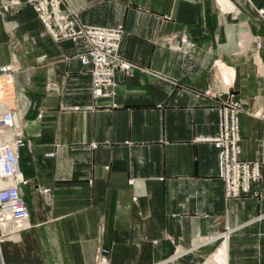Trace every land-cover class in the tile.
Returning a JSON list of instances; mask_svg holds the SVG:
<instances>
[{"label": "crops", "instance_id": "crops-1", "mask_svg": "<svg viewBox=\"0 0 264 264\" xmlns=\"http://www.w3.org/2000/svg\"><path fill=\"white\" fill-rule=\"evenodd\" d=\"M10 1L0 67H13L29 225L0 229V264H94L100 246L111 264H169L218 241L226 264H264V0H68L83 23L125 28L138 68L117 72L114 99L95 98L83 39L55 41L28 0ZM182 35L185 51L168 42ZM206 89L242 101L240 157L262 168L250 195L226 197L217 147L196 140L219 129Z\"/></svg>", "mask_w": 264, "mask_h": 264}, {"label": "built area", "instance_id": "built-area-1", "mask_svg": "<svg viewBox=\"0 0 264 264\" xmlns=\"http://www.w3.org/2000/svg\"><path fill=\"white\" fill-rule=\"evenodd\" d=\"M37 12L40 20L55 41L84 39L87 49L79 55L84 65L90 66L92 89L95 98H112L117 94L119 82L116 74L121 71L130 74L138 68L132 61L120 53V46L125 32L122 24L114 27L90 25L83 23L77 11L71 8L66 0H28ZM19 3L11 1L4 7ZM1 9V8H0ZM262 11V10H261ZM263 13V11H262ZM178 50H187V35L171 36ZM258 48L262 42L257 36L254 39ZM13 70L12 65L0 67V93L2 82ZM226 85L231 78L223 75ZM55 86L50 83L49 87ZM198 97L215 101L219 111V129L211 137H198L197 141H209L218 149L219 177L224 183L228 199L251 194L252 184L262 178L261 164L257 161L242 160L241 116L244 112L242 101L236 94L206 89ZM112 102L111 106H116ZM77 108V107H75ZM264 117V113L260 115ZM22 129L17 126L14 109L9 103L0 101V229L8 237L20 235L28 227L29 210L26 200L20 192V186L28 183L19 164V148L24 144ZM229 230V229H228ZM111 249L100 246L94 264H111Z\"/></svg>", "mask_w": 264, "mask_h": 264}, {"label": "rangeland", "instance_id": "rangeland-1", "mask_svg": "<svg viewBox=\"0 0 264 264\" xmlns=\"http://www.w3.org/2000/svg\"><path fill=\"white\" fill-rule=\"evenodd\" d=\"M13 1V0H12ZM14 1H19V3H17V4H14V5H10L9 7H12V6H16V5H19L20 3H21V1L20 0H14ZM67 1V4L71 7V5L69 4V2H68V0H66ZM11 2V1H10ZM10 2H7V3H5L3 6H5L6 4H8V3H10ZM72 8V7H71ZM35 10V9H34ZM76 11V10H75ZM91 25V24H90ZM120 25V24H119ZM116 26H118V25H116ZM108 27H114V26H108ZM125 29V28H124ZM48 31V30H47ZM124 34H125V32H124ZM124 34H123V36H124ZM123 38V37H122ZM82 39V38H81ZM84 40V39H83ZM73 41V40H72ZM85 41V40H84ZM121 42H122V40H121ZM85 43H86V41H85ZM86 45H87V43H86ZM121 53V52H120ZM220 243V241H218V242H214V243H211V244H209L208 246H206V247H203L202 248V251L204 250L205 252L204 253H201L202 255H200V253H199V255H197L198 254V251L197 252H195V253H193V254H195V256L194 255H192L191 257H189L186 261L184 260V258H180V259H175V257L177 256V254L173 257V261L171 262V263H169V264H218L216 261H218V259H217V257H216V259H214V256H215V253H213V254H211V252L216 248V246L218 245ZM217 248H218V246H217ZM185 250H189V249H185ZM183 251V250H182ZM210 254V255H209ZM208 256V257H207Z\"/></svg>", "mask_w": 264, "mask_h": 264}, {"label": "bare ground", "instance_id": "bare-ground-1", "mask_svg": "<svg viewBox=\"0 0 264 264\" xmlns=\"http://www.w3.org/2000/svg\"><path fill=\"white\" fill-rule=\"evenodd\" d=\"M226 73L227 72H225V74ZM6 81H7V79L5 80V78H4V81L2 82L3 88H2V91L0 93V101H4V102L10 104V100H9V98L5 94L6 93V90H7V85H8V83ZM19 164H20V159H19ZM0 184L3 185V182H0ZM216 257L218 259V261H216L218 264H226L227 263V242L226 241H224L223 245H221L219 247L217 253L214 256V259H216Z\"/></svg>", "mask_w": 264, "mask_h": 264}]
</instances>
